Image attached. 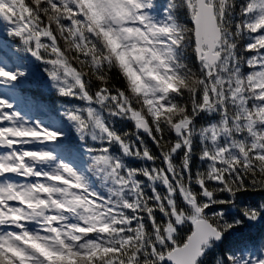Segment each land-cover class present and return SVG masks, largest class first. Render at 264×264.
<instances>
[{
    "label": "snow or ice",
    "instance_id": "snow-or-ice-1",
    "mask_svg": "<svg viewBox=\"0 0 264 264\" xmlns=\"http://www.w3.org/2000/svg\"><path fill=\"white\" fill-rule=\"evenodd\" d=\"M0 24L63 101L0 54V264H264V0H0Z\"/></svg>",
    "mask_w": 264,
    "mask_h": 264
},
{
    "label": "rangeland",
    "instance_id": "rangeland-1",
    "mask_svg": "<svg viewBox=\"0 0 264 264\" xmlns=\"http://www.w3.org/2000/svg\"><path fill=\"white\" fill-rule=\"evenodd\" d=\"M0 39L7 41L8 48L5 49L2 53L0 54H6L9 55L10 57L14 58L17 63H20L24 66H26L29 70V77L27 78V81L22 82L21 85L19 86V91L21 96L23 95H33V91H37L42 95H45V97L41 96H35L43 99L45 102L50 103V104H55L51 100H48L47 95H51L54 90L50 89L48 87V81L44 73V69L46 67L45 64H43L40 61H37L30 57L29 54L23 51L22 46L20 43H15L12 41L13 38H10L4 34L3 31V25L0 24ZM18 48V52H12L10 51L11 49ZM0 92H3L5 95H10V92L6 88H0ZM58 105L60 106L63 102L61 99H59ZM17 104L18 106L25 112H27L29 115H35V113L31 112L29 107L24 103V101L20 98L17 97ZM94 182L98 183V181L95 180Z\"/></svg>",
    "mask_w": 264,
    "mask_h": 264
},
{
    "label": "trees",
    "instance_id": "trees-1",
    "mask_svg": "<svg viewBox=\"0 0 264 264\" xmlns=\"http://www.w3.org/2000/svg\"><path fill=\"white\" fill-rule=\"evenodd\" d=\"M159 2L162 4V3H164V0H159ZM12 41L13 42H15L16 44L17 43H20L18 40H15L14 38L12 39ZM114 76H115V74H114ZM33 95H35V96H41V97H45V95H42V94H40L39 92H37V91H33ZM48 97V100H51L53 103L55 102V105H58V101H60L59 99L60 98H58L57 97V95H56V93L55 92H52L51 93V95H47ZM63 102V101H62ZM186 227H188V226H186Z\"/></svg>",
    "mask_w": 264,
    "mask_h": 264
}]
</instances>
